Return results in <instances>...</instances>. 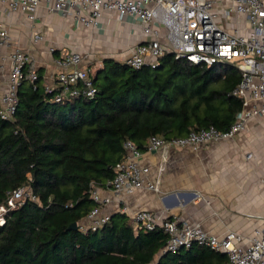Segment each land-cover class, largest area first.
<instances>
[{
    "label": "trees",
    "instance_id": "16d2710c",
    "mask_svg": "<svg viewBox=\"0 0 264 264\" xmlns=\"http://www.w3.org/2000/svg\"><path fill=\"white\" fill-rule=\"evenodd\" d=\"M240 80L234 65L178 62L171 53L154 68L104 58L93 98L57 103L39 70L33 82L23 78L13 119L0 117V205L19 187L34 199L4 214L0 264H226L225 253L198 244L165 252L161 227L136 230L121 212L96 230L68 227L96 206L94 188L109 187L124 141L144 151L155 134L227 131L242 109L232 94Z\"/></svg>",
    "mask_w": 264,
    "mask_h": 264
},
{
    "label": "built area",
    "instance_id": "2783aa9c",
    "mask_svg": "<svg viewBox=\"0 0 264 264\" xmlns=\"http://www.w3.org/2000/svg\"><path fill=\"white\" fill-rule=\"evenodd\" d=\"M226 1V5H221L217 0H0L1 16H23L33 27L37 9L42 4L49 13L68 17L77 26L92 31L106 12L114 14L118 20L131 18L139 27L140 40L124 63L133 69L144 65L154 68L163 55L171 53L178 62L208 66L226 63L236 66L241 72V80L232 94L242 99V109L227 131L209 127L192 130L179 138L165 139L158 134L148 138L145 150L160 155L151 178H147L149 168L137 162L142 151L130 140L124 141V158L109 181L112 197L101 195L98 188L91 191L96 206L77 224L81 231L102 227L111 216V212L106 210L112 205V198L118 197L122 191L131 193L141 187L158 191L172 148L190 146L196 149L207 142L230 140L244 128L248 118L258 115L264 119V0ZM44 37L43 33L32 28L30 40L33 44L44 40ZM55 51L53 45L48 49L50 54ZM31 59L27 50L11 46L9 26L0 18V64L3 66L2 62H10L6 89L0 92L2 119L12 120L14 117L21 80L33 82L37 79V67L30 62ZM91 60V52L77 50L64 51L55 59L53 81L44 83L45 91L53 94L54 102L80 95L86 98L95 96ZM26 65L28 70L23 75ZM256 101L261 105L250 107V103ZM26 198L34 199V196L24 187L8 194L5 204L0 205V225L4 223L7 210L17 208ZM131 219L136 230L161 227L168 235L165 252L198 244L225 253L228 257L226 264H264V221L248 244L240 245L241 236L234 231L219 237L205 232L198 224L175 217L159 223L150 211L135 212Z\"/></svg>",
    "mask_w": 264,
    "mask_h": 264
},
{
    "label": "crops",
    "instance_id": "0c3cea01",
    "mask_svg": "<svg viewBox=\"0 0 264 264\" xmlns=\"http://www.w3.org/2000/svg\"><path fill=\"white\" fill-rule=\"evenodd\" d=\"M217 1L221 5L228 2ZM0 18L9 26L11 46L29 52L30 62L40 71L45 84L53 81L55 59L64 51L91 52L95 70L102 66L105 53L124 62L140 40L139 27L131 18L118 20L110 12L104 13L93 31L77 26L68 17L49 13L44 4L37 9L34 27L20 15L3 14ZM32 28L43 33L45 39L33 44ZM52 45L54 54L48 52ZM2 64L1 93L10 73V62ZM254 105L260 106L261 102L250 103V107ZM159 160L158 152L146 150L137 158L140 165L149 168L147 178L154 175ZM98 191L111 196L108 188ZM112 200L106 211L125 213L131 221L135 212L150 211L159 223L175 217L219 237L234 231L241 236L239 244L247 245L264 221V119L258 115L248 118L244 128L230 140L207 142L196 149L172 148L158 191L141 187L131 193L122 191Z\"/></svg>",
    "mask_w": 264,
    "mask_h": 264
},
{
    "label": "water",
    "instance_id": "95a60500",
    "mask_svg": "<svg viewBox=\"0 0 264 264\" xmlns=\"http://www.w3.org/2000/svg\"><path fill=\"white\" fill-rule=\"evenodd\" d=\"M77 228V224L76 223H72L69 227H68V229L70 230V229H76Z\"/></svg>",
    "mask_w": 264,
    "mask_h": 264
},
{
    "label": "rangeland",
    "instance_id": "374dc122",
    "mask_svg": "<svg viewBox=\"0 0 264 264\" xmlns=\"http://www.w3.org/2000/svg\"><path fill=\"white\" fill-rule=\"evenodd\" d=\"M105 55V57L104 58H109V55L108 54H104ZM93 65V64H92ZM93 68H95L94 66H93ZM96 68H98V66L96 67Z\"/></svg>",
    "mask_w": 264,
    "mask_h": 264
}]
</instances>
